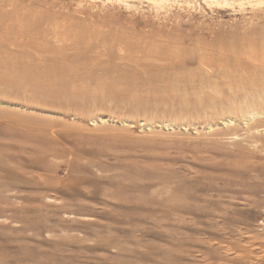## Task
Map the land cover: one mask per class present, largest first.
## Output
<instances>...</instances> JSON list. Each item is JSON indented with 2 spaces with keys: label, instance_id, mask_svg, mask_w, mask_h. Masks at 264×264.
Returning <instances> with one entry per match:
<instances>
[{
  "label": "rangeland",
  "instance_id": "rangeland-1",
  "mask_svg": "<svg viewBox=\"0 0 264 264\" xmlns=\"http://www.w3.org/2000/svg\"><path fill=\"white\" fill-rule=\"evenodd\" d=\"M156 2L0 0V264H264V3Z\"/></svg>",
  "mask_w": 264,
  "mask_h": 264
},
{
  "label": "bare ground",
  "instance_id": "bare-ground-1",
  "mask_svg": "<svg viewBox=\"0 0 264 264\" xmlns=\"http://www.w3.org/2000/svg\"><path fill=\"white\" fill-rule=\"evenodd\" d=\"M156 1H158V2H156V3H160V2H163V1H165L166 3H167V1L168 0H156ZM176 1V0H175ZM204 1V0H203ZM207 1H208V4L210 3H212V5H223V4H227V6H228V4H230V6H231V3L233 2V1H239V2H246V1H252V2H254V3H256V5H258V4H262V3H264V0H206V3H207ZM153 2V1H152ZM170 2H172V1H170ZM236 2V3H237ZM239 2H238V4H239ZM188 3V2H187ZM246 4V3H245ZM248 4V3H247ZM252 4V3H251ZM239 5H242V3H240ZM249 5H250V3H249ZM242 7V6H241Z\"/></svg>",
  "mask_w": 264,
  "mask_h": 264
}]
</instances>
